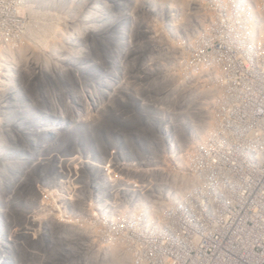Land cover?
Listing matches in <instances>:
<instances>
[{
	"label": "built area",
	"instance_id": "built-area-1",
	"mask_svg": "<svg viewBox=\"0 0 264 264\" xmlns=\"http://www.w3.org/2000/svg\"><path fill=\"white\" fill-rule=\"evenodd\" d=\"M104 1L105 17L117 14L125 49L141 48L140 40L132 41L144 33L157 51L156 64L205 67L178 77L164 69L166 80L176 83L168 98L177 90L178 108L196 119L185 126L191 140L182 136L172 164L156 158L159 164L145 170L143 160L106 156L104 165L91 166L97 170L86 186L74 173L75 189L85 190L69 194L68 200L79 192L84 197L77 206L59 196L62 187L47 192L55 212L43 200L37 204L40 236L54 229L50 241L61 242V251H39L37 263L264 264V0ZM200 78L212 82L190 91L187 82ZM2 128L0 142L6 140ZM11 258L0 248V264Z\"/></svg>",
	"mask_w": 264,
	"mask_h": 264
},
{
	"label": "rangeland",
	"instance_id": "rangeland-1",
	"mask_svg": "<svg viewBox=\"0 0 264 264\" xmlns=\"http://www.w3.org/2000/svg\"><path fill=\"white\" fill-rule=\"evenodd\" d=\"M65 5L59 11L60 20L55 22L52 18L53 11L50 7H36L35 3L27 0H0V75L5 73V67L8 68L15 64L21 66L22 64L23 68L26 65L24 64L25 57L26 59H34V67H36L32 68L35 73L31 70L28 73H24L22 88L16 83L20 92L24 94V100H22L24 103L22 101L20 103L24 105L28 103L31 108L30 110L24 106L17 107L24 114V117H22L24 119L20 122L21 125L24 124V134L12 130L13 128H2L1 130L7 143L0 142V146L4 147L3 150L0 147V159L6 157L12 159V161L16 160L20 162L17 168L21 171L23 170L21 173H15L14 171L12 173L10 171L11 174H9L10 176L13 175L12 179L14 182V177L16 176V185L15 188H10V190L12 189L10 191L12 197L11 206L5 205V208H3L6 209V219H3V221L10 226V230L14 231L11 234V238L16 236V243L7 241L8 235H4V230L0 227V234L2 241H4V243L0 242V248L2 252L5 251L9 257L13 258V261L11 260L12 262H10L11 264H38V256L40 257L41 255L42 258V254L39 251L47 255L49 252L52 253V251H61L60 243L50 241L53 238L54 229L51 233H48V241L40 239L42 236H40L41 225L39 224L37 204L43 200L50 211L54 207L51 211L54 214L55 202L53 203V197L48 196V193L51 191L55 192L56 189L62 187L64 179H67L71 172L74 174V169L79 167L78 161L88 159L95 164L102 165L106 156L116 157L119 161H121L122 157L132 158V160L122 161L143 160L144 165L140 169L145 170L150 169L148 163H151L153 157L164 163L172 164L176 161V155L181 153L182 142L180 144L174 143V148L170 144L167 145L165 138L163 140L160 139L164 120L149 117V115L163 116L165 118L167 113L171 112L167 110L168 105H171V99H174L172 101V110L176 113L175 109L178 107V102L176 101L181 99V95L176 93L175 90L173 91L174 95L166 100L167 92L170 88L175 87L176 83L173 81L168 82L159 73V69H155V67L172 71L177 77L184 73L199 75L203 73L205 68L195 63L171 66L160 65L159 62H163L160 59L156 64L153 61V55L156 56L157 51L151 49V42L147 40L144 33L134 34L136 41L140 40L142 47L139 49L129 47V55L126 53L124 58H121L124 60V68L120 75L121 77L123 76V81L120 84L121 86L119 85L118 92H113L110 85L107 88L104 85L106 73L104 75L103 64L107 71H110L112 69L111 66L114 64L112 51L116 49L114 47L118 41L117 31L121 25L117 21V14L114 11L113 17H109V22H107V29L109 28V30L103 33L101 32V27L104 23L101 27L96 26L100 25L103 19H106L102 3L101 7L100 5L96 6L95 12H92V14H88L86 11L77 12V14L80 13L81 20H77L73 26L72 34H68L71 31V27L67 26V23L68 19L71 20L69 18L71 15H69L68 11H65ZM33 10H36V12H33ZM87 15L90 16L88 17ZM99 20L102 21L99 22ZM92 25L100 30L87 32L94 29L86 27V30L84 29L85 32H78L84 26ZM78 27L81 28L74 32L75 28ZM108 33L112 34L113 38L106 39ZM76 37H80V40H77L78 46L75 45ZM47 40L49 43L55 44H50V48L47 45V50H45L44 41ZM42 45L44 46L43 50L40 48ZM61 45L64 46L65 50L70 51V54L67 55H74V58L69 60V63L73 60L72 62L75 64L73 67L76 68L71 70L73 63L64 62L68 60L65 59L62 62L64 64L62 65V70H45L41 61V54L51 53L50 51H53L52 47L54 46H57L56 48L58 49L54 50L55 53L61 54L62 51L59 47ZM30 48L32 51H30ZM188 52L193 53V51ZM75 53L78 56V61H76ZM26 54L29 57L25 56ZM11 56L14 57L13 60H11ZM50 56L52 55L50 54ZM52 58L54 59V57ZM194 59L191 57L186 60L194 61ZM103 60L104 63H102ZM40 63L44 71L38 74L36 71L40 70V66H37V64ZM91 65L93 67H90ZM178 81L183 83L181 78ZM210 82L212 81L200 78L197 82L189 80L187 86H189L190 91H193L198 89L197 84L208 85ZM0 84H4V82H0ZM104 89H107L109 93L110 91L112 92L108 98L103 92ZM135 92H138L140 101L144 102L143 107H139L140 103ZM120 94L122 97H119ZM90 96L94 100L96 99L98 103H101L102 100L106 101V105L103 106L104 109L101 107L95 108L92 102V113L87 120L84 111L87 104L90 106L88 103ZM101 97L104 98L101 99ZM14 103L16 104V101H13ZM98 106H101V104H98ZM73 109H76V118H73L75 123L69 119ZM46 110H48V113L51 112V115L42 116L41 113ZM53 110L54 112H52ZM6 114H8L6 116H10L11 113L8 111ZM79 115L81 116L80 118ZM58 121L62 123L63 134L66 131L65 129H67V136L51 135L53 139L50 142H56L57 145L61 146L57 149L58 152L56 151L55 155L50 157L53 165L49 164L47 160L43 165L33 160H26V152L28 145L31 144L30 139L34 137L35 128L40 126V131L45 138L48 134V127ZM87 121L88 124L85 123ZM16 123H19V121L16 120ZM177 135V141L179 142L182 135L179 133ZM13 139L17 141L13 142ZM153 144L156 149H153ZM5 152L7 153L5 154ZM60 158H64L65 162ZM23 159L24 164L21 163ZM68 159L72 161L75 159L76 162L69 164ZM55 163L58 165L56 166ZM92 169L91 167L89 172H86L87 176L93 175ZM109 169L115 171V166L110 165ZM96 170L93 169L94 172ZM79 174L81 175V171L78 169ZM56 178H59L60 181L55 180ZM2 180L5 179L3 178ZM77 185L80 184L77 183ZM6 189L8 190L5 187L4 190ZM60 190H63V188ZM62 192L60 193L62 194ZM0 225L4 226L1 222ZM47 249L53 250L46 251ZM3 260L9 262L7 257Z\"/></svg>",
	"mask_w": 264,
	"mask_h": 264
},
{
	"label": "bare ground",
	"instance_id": "bare-ground-1",
	"mask_svg": "<svg viewBox=\"0 0 264 264\" xmlns=\"http://www.w3.org/2000/svg\"><path fill=\"white\" fill-rule=\"evenodd\" d=\"M27 1H31L32 3H35L36 4V7H42V8L43 7H46V8L50 7V8H52V11H53L52 18L55 20V22H57V21L60 20L59 19L60 18L59 11H61V8L64 6V4H66L65 5V9L66 10L65 11H68L69 15H71V16H69V18H71V20L68 19V23H67V26L71 27V31L68 34H72V29H73L74 24L77 22V20H81L80 15H79L80 13L77 14V12H81V11L84 12V11H86L88 14H92V12H95L94 9H96V6L98 7L100 5V7H101V3H102V7H105L103 5V2H105L104 0H69V1H65V0H51V1L50 0H27ZM133 4H135V1H133ZM33 12H36V10L35 11L33 10ZM87 16L89 17L90 15H87ZM100 21H102V20H99V22ZM107 22H109V17H106L105 20L103 19V21L101 22V24L100 25H96V26L97 27H101L103 25V23H104V25L101 27V32H103V33H105L106 31L108 32L109 28L107 29V26H108ZM96 26H94V25H92V26H84L81 31L78 30L81 27H78V28H75L74 32L75 31L77 32V30H78L79 33L80 32H83V31L85 32L86 27L88 29H94V30H88L87 32H92V31L94 32V31H96L98 29V28L96 29ZM98 30H100V29H98ZM116 37H117V34H116ZM79 38H77V37L75 38L76 39V41H75L76 44L75 43L74 44L76 46H78L77 45V42L80 40ZM107 38H113V35L112 34L110 35L108 33L106 35V39ZM135 41H136V39L135 40L133 39L132 46L134 45ZM119 43L120 42L118 40L116 42V46L118 48L115 46L114 48H116V49L114 51H112L113 52L112 54L114 55V57H113L114 58V61H113L114 64L111 66L112 69L110 71H107L105 69L104 64H103V67H104V75L106 73V75L104 76V78L106 79L104 85H105L106 88L109 87V85H110L111 86V90L113 92H118L119 85L123 81V76L122 77L120 76L121 73H122V69L124 68V63H123L124 60H122V59L124 58V56H125L126 53H128V55H129V49H125V47H126L125 44L124 43L119 44ZM50 44H55V43H49L48 40L47 41H44L45 50H47L46 49L47 45L50 48ZM56 47L55 46L52 47V50L53 51H50L51 53H49V54L48 53H43L44 55L41 54V58H42L41 61L44 64L45 70H47V71L58 70V69L62 70V68H63L62 65H64L62 62L65 59L66 60L68 59L67 61H64V62L69 63V60H71L72 58H74L73 57L74 55H72V56L71 55H67V54H70V51L65 50L63 45L59 46L61 48V51H62L61 54H56L55 51H54V50H58ZM40 48H42V50H43L44 46L42 45V47H40ZM86 48H87V46H86ZM30 51H32V49ZM35 53H36V51H35ZM28 54H29V52H28ZM50 54L52 56H50ZM33 55H34V53H33ZM25 56H27V54ZM75 56L77 57V59L75 58L76 61H78L77 54ZM85 56H84V58H85ZM27 57H29V56H27ZM52 57H54V59ZM82 58H83V56H82ZM13 59H14V57L11 56V60H13ZM34 63H35L34 62V59H32V58H29V59L27 58L26 59V57H25L24 58V64H26V65L23 66V68H22V64H21V66H19V64H15L14 66H11L10 69H9L10 76L7 77L6 80H4V84H0V86H1L0 87V110H1V108H2L3 105H9L10 104V107L9 108H5V109L6 110H9L10 113H11L10 116H6L8 114H5V113H0V128L1 127H3L4 129L5 128H8V129L13 128L12 130H16L17 132H21V133L24 134V131H23L24 124L21 125V123H20L21 120L24 119V118H22V117H24V114L22 112H20L22 110L19 111L17 109V107L18 106H24L25 108H28L30 110H31V108L29 107V104L28 103L26 105L20 103L22 100H24V98H23V95L24 94H22V92H20V90L18 89L16 83L19 84L20 87L22 88L21 84H22V81L24 80V73H28L30 70L33 71L32 68H36V67H34V65H35ZM72 63H73V65L71 67V70L76 68V67L75 68L73 67L75 65L74 62H72ZM102 63H104V60H103ZM37 66H40V70H38L36 72H38V74L42 73L44 70H42L43 66L41 65V63L40 64H37ZM69 67H70V65H69ZM90 67H93V66L91 65ZM156 68L159 69V73L162 76L165 77V71H164V69L163 68H160V67H155V69ZM64 70H65V68H64ZM152 70H153V68H152ZM150 71H151V69H150ZM169 74L172 76L171 73H169ZM107 78H108V80H107ZM109 78H110V81H109ZM91 79H93V78H91ZM10 80H12V81H10ZM151 82H153V81H151ZM153 86H155V85H153ZM8 89H10V90H8ZM170 90H172V88ZM103 92L106 94L105 95L106 98H108L112 94V92L110 91V93H109L107 89H104ZM135 94L138 97V92H135ZM172 95H174V92L171 94V96ZM119 97H122V95L120 94ZM103 98L104 97H101V99H103ZM167 99H168V96H166V100ZM78 100L80 101V99H78ZM138 100H139V103H140L139 107L140 106L143 107L144 106V102L140 101L141 99L139 97H138ZM166 100H164V101H166ZM13 101H16V104L15 103L13 104ZM172 101H174V99H171V102H170L171 105H168V107H167V110L168 111H171V112H168L167 115L165 116V118L163 116H154L152 114L149 115V117H156V118H161V120H164L162 122V127H163V129H167V130H165V131L163 130L162 136H161L160 139L163 140V138H166L168 136L166 139H169V141L171 142V147L174 148L175 147V146H173L174 143H179L180 144L182 142V138L183 137H184L183 139L184 140H187V141H188V139H190V137L187 136V130H186L185 126H186V123H191V122H193L196 119L194 118L193 114H190V112L188 110H184L183 111V109L180 110L178 107L175 109L176 110V113H174L175 111L172 110ZM22 102L24 103V101H22ZM92 102L94 103L95 108H99V107L103 108V106L106 105V103H105L106 101H103L102 100L103 103L102 102L101 103H98L96 101V99L94 100L90 96V98L88 99V103L90 104V106L87 104V106H89V107L86 106L85 107V111H84L85 117H86L87 120L90 117V114L92 113V111H91L92 110L91 109ZM176 102H178L177 103V106H180L182 104L181 102H183V100L180 99V100H177ZM97 103L98 104H101V106H98ZM108 103H109V101H108ZM24 107H23V109H24ZM55 108H56V105H55ZM185 108L187 109V107H185ZM75 111H76V109H73V112H71L70 115H69V119L72 122H74V123H75V120L73 121V118H76L75 117ZM52 112H54V110ZM41 115L42 116H46V115L49 116V115H51V112L48 113V110H46V111L42 112ZM80 117L81 116L79 115V118ZM16 120H18L19 123H16ZM85 123L88 124V121L85 122ZM76 125H77V123H76ZM39 127L40 126H37V128H35V131L33 132L34 133V137L30 139L31 144L28 145V150L26 152L27 154L25 156L26 157V160L27 159L33 160V161H36V163H39V164H42V165L47 160L49 162V164L53 165L52 159L50 157H53L55 155V152L56 151L58 152L57 149L60 148L61 146L60 145H57L56 142H50L53 139V137L51 135H54L55 134V136H56L57 134H59V136H62L63 135L64 137H66L67 136V129H65L66 131L63 134L62 133L63 132L62 131V123L60 121L55 122L54 124H51V126L48 127L49 128V129H47L48 130V134L44 138L43 133L40 131V128ZM197 130L198 129H194L193 131L196 132ZM164 132H165V134H164ZM177 133H179V134H181L183 136L179 142L177 141V138H178ZM16 141H17L16 139H13V142H16ZM1 142L7 143L6 140H3ZM152 146H153V149H156V146L154 144ZM1 148L3 150L4 147H1ZM6 150H8V149H6ZM46 152H47V154H46ZM6 153L7 152H5V154ZM60 159L65 162V159L64 158H60ZM67 161L69 162V164H72V163L76 162L75 159L73 161L71 159L70 160L68 159ZM19 163L20 162H17L16 160H13L12 161V159H8L6 157L0 159V166H3V167H0V178H2V179L4 178L5 179V180H2V179L0 180V201L2 200V203H0V219H1V221L3 220V217L1 215L2 214L1 212L3 211V214L6 212V209L1 210V206H2V208H5V205L11 206L10 201H11V198L12 197H11L10 191L12 189L10 190V188H13V187L15 188V185H16L15 184L16 183V176L14 177V179H15V182H14L13 179H12V176L13 175L10 176V174H11L10 171L12 173H14V172L15 173H21L23 170L21 171V170H19L17 168V167H19L18 166ZM21 163L24 164V159H23V161ZM182 163H183V160H182ZM77 164L79 165V167L76 168V169H74V173L76 174L78 172V169L81 171V178H82V181L85 182V183H83V182H80V183L83 184L82 186H86V178H87L86 172H89V168H91V166H96V164H94L92 161H90L88 159L87 160H80V161H78ZM151 164H159L158 161H157V159H156V157H153V159L151 161ZM161 164H162V162H161ZM57 165L58 164H56V166ZM23 167H24V165H23ZM73 175H74L73 172H71L68 175V178L67 179H64V184L61 185L62 188H63V190H64V193H62V196L63 197L65 196V198H63V199H65L64 201L66 203L67 202H75L74 205L77 206L79 204L80 200H83L84 199V197L81 195L80 192H79V195H78V199L77 200H68V198H70V196L73 194V192H75L77 190L83 191L84 194H85V190L84 189H75L78 186L74 185L75 183L72 182L71 176H73ZM55 180L60 181L59 178H56ZM2 187L4 189L6 187V188H8V190L7 189L6 190H2ZM2 191H4V192H2ZM70 193H71V195H69ZM59 196H61V193H59ZM8 198H10V199L7 200ZM4 219H6V214H4ZM2 230H4L3 231V234L4 235H9V236H11V234L14 232V231L10 230V226L7 225L6 223H5L4 226H2ZM14 239H15L14 243H16V236H14L12 238V240H14ZM40 239L42 241H48L47 234L44 235V236H42ZM52 242H55V240H52ZM56 242L61 244V242H59V241H56ZM67 247H69V245H67ZM117 251H118V249H115V252H117ZM90 253H93V252L91 251ZM3 255H4V253H3ZM38 258L41 259V255H40V257L38 256ZM11 260H13V258H11ZM1 262L2 261H0V263ZM38 264H40V262Z\"/></svg>",
	"mask_w": 264,
	"mask_h": 264
}]
</instances>
